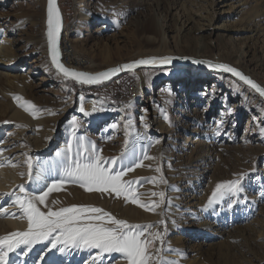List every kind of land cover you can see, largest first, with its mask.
I'll return each mask as SVG.
<instances>
[{"label":"rangeland","instance_id":"1","mask_svg":"<svg viewBox=\"0 0 264 264\" xmlns=\"http://www.w3.org/2000/svg\"><path fill=\"white\" fill-rule=\"evenodd\" d=\"M19 1L25 2L20 6L18 5ZM214 1L93 0L92 3V0H60V6L69 31L73 32L71 37L80 38L75 44L76 47L81 49L82 53L79 55L87 59L89 63L92 60V63L88 64L87 68H84L87 70L103 69L123 61L144 57L150 53L173 54L180 50L189 56V54L196 51L197 44L192 37L193 35L187 34V36H183L184 33L182 31L186 23L188 24V22L195 20L198 13L205 15L212 13V11L219 14L226 12L218 21V24L225 29L230 28L235 31L223 30L221 33L226 32L229 35H224L220 40H216V43L214 42L203 49H199V51L210 57V59H220L229 63L235 60L233 53L242 54L243 62H238L239 66L241 65L242 69L249 71L258 81L264 84V35L259 38L255 35L251 37V33L248 31V29H252L255 20H259L256 14L260 10L259 8H261V11L264 10V0H225L221 7L216 8L214 7ZM82 4L84 5L82 6ZM45 9L46 0H0V22L4 19L2 17L4 16L9 19V22L22 24L20 25L22 31L19 32L23 37H27L30 40L32 47L39 48L38 51L43 52L47 48L46 37L45 39L43 37L42 23ZM89 12L91 13L89 14ZM12 13L14 14L12 15L13 17L10 16ZM260 14V25L263 24L260 28L262 27L261 30L264 33V11ZM113 18L115 21L112 20ZM104 20L109 22V27L117 30L116 35L113 36V32L109 30L106 32L96 31L97 26ZM151 20H154L156 24L164 25L166 29L173 30L172 36L174 37L171 38V35L160 36V32L157 34L153 27H149ZM1 23L0 48H2V45L4 46L3 49L8 46L13 47L14 35L7 32L6 24L8 22ZM153 34L158 36L154 39L148 38V36ZM235 37H238L239 40ZM65 43L63 44L62 42V46ZM62 49L66 51L67 48ZM69 50L74 51L70 45ZM42 55L45 56L44 54ZM46 58H49L48 54L43 59ZM73 63V66H80L76 62ZM186 66L192 67V65ZM23 67L21 65L10 70L13 82H9L7 78L0 80V93L2 94L0 106L6 109V101H10L9 97L11 96L14 99H17V97L24 99L28 104L35 105V115H33L34 110L29 109L30 115L41 119L40 128L49 132L54 128L58 132L63 129L71 130L73 128V115L76 112L74 110L77 108L75 107L73 111L63 115L61 99L63 101L76 100L81 94L102 99L104 103L119 109V113L123 114L125 118L124 123H119L122 127L127 125L125 122L133 121L134 124L138 123L140 121L138 116H140L141 119L146 121L142 122L144 124L143 128L147 131L145 125L150 124L152 118L143 116L140 109L141 105H143L142 102L144 103L148 100V97L155 93L164 81L168 80L164 78L162 79L163 81L157 80L147 84V78L152 79L151 73L148 71L151 68L141 71V73L136 71L124 74L110 83L97 86L78 85L59 74L58 81L53 87V91L56 94L51 92L44 96V93H34L29 86L24 85L23 80L32 76L26 77L27 72ZM50 67L53 68L51 64L46 65L45 69L49 70ZM191 76L192 71L187 69L181 79L186 84L185 89H188L187 93L189 94H187V99L183 100V103L178 104L177 100L173 101L172 98L158 99L156 102L161 119L165 121L169 129L171 128L169 132L173 133V140L169 146V149L171 148L169 157L164 156L163 152L160 151L153 161L152 159L143 161L144 166L149 163V165L151 164L153 167L157 166V168L161 169V172H158L159 175L157 176L156 174L158 180L151 175L150 177H144L146 183H149L152 177L155 178V183H147L148 188L150 184V188H152L149 193L158 192V186L156 187V185L160 183V185L163 184L164 186L165 197L159 217L151 220L145 214L149 215L154 212L146 211L142 208V213L140 214L142 220L139 221V224H153L154 228L151 231L164 233L163 254L166 258L167 256L171 257V260L172 256L174 259H180L178 257L179 254L187 253L191 258L194 255L205 258L207 264H264V102L257 96H252L241 90V97L237 99V102L240 99H245L250 101L252 105H249L250 108L241 114L232 117L222 137H213L212 134L204 133V130L207 129L204 122L206 119L209 121L208 118L212 116L215 119L217 118L223 102L219 105L215 104V111L211 114L208 111L209 102L207 99H200L198 105L192 106V98L194 97L192 94L202 90V87L199 84L192 85ZM212 78V74H206L200 80L209 81V85H212ZM29 79L32 80V78ZM138 85L141 88V92H135L136 95L134 94L133 97L131 87L135 86L136 88ZM175 92L179 94L180 90ZM124 99L130 101L123 105L121 101ZM234 102L235 100H231L227 104L228 108ZM22 103L26 104V102ZM85 112L91 114L82 113L80 116L88 125L89 134L95 135L94 138L97 137L98 139L96 138L93 141L94 138L87 136L82 130L76 131V135H86L85 137L93 141L99 149H102V155L105 158L118 157L122 152L125 153L126 157L125 147L131 144L128 140L127 145H125V141L121 144L115 140L108 141L105 139L111 133V128L106 131L104 127L105 125L109 126L114 121L115 116L107 115V117H103L100 113L91 110H85ZM164 113L168 115L171 123L164 119ZM1 116V119H6L4 113ZM116 119L119 120L117 117ZM190 119L195 120L192 123H196L200 127L198 128L200 130L199 136L203 141L202 145L206 149L207 163L199 168L201 173L198 179H200L191 182L194 196L178 200L176 196L172 195L175 192L173 188H175L174 185L176 184L170 181L169 172L176 170L177 174L180 175L184 183L180 184L181 188L187 184L190 177H196L184 172L187 168L181 165V161L183 162L186 159L182 154V146L187 136L186 133H188L186 130L189 129L188 121ZM74 120L77 122L76 119ZM13 123L15 124L12 125V128L19 127L16 121H13ZM139 125L140 123L137 124L138 132L140 133L141 127ZM22 127L20 128L22 129ZM128 130L130 131V129ZM63 137H52L48 146L49 151H54L55 148L60 146ZM167 158L171 159V161H168ZM127 175L124 178L128 177ZM161 176L167 180V183L160 182ZM237 179L241 182L242 192L239 194V201L231 209L227 208V203L229 202L227 195H225L222 203L207 207L208 200L215 190L206 189L209 180L214 181V185H217L221 182ZM79 188L84 190L81 187ZM181 188L178 186V189ZM187 191L191 192L190 189ZM96 200L87 202L80 192L74 190V196L67 199L71 203L67 205L72 206L77 205L79 202H84L83 204L93 206L91 204H95ZM182 211L186 215H191L187 221L177 220L178 213ZM144 212L145 214H143ZM172 218H176L173 223L171 222ZM162 220L166 222V233L165 225L159 223ZM193 225L197 232L192 230ZM167 245L175 251H169L165 254ZM189 249H191L190 252H188ZM18 260L13 258L11 264H16ZM182 260L186 261H181L182 264H190L191 261L189 257L185 258V256H183Z\"/></svg>","mask_w":264,"mask_h":264},{"label":"bare ground","instance_id":"2","mask_svg":"<svg viewBox=\"0 0 264 264\" xmlns=\"http://www.w3.org/2000/svg\"><path fill=\"white\" fill-rule=\"evenodd\" d=\"M23 3L19 1L18 5L21 6ZM224 3L225 0H215L214 7L215 8L221 7ZM83 5L84 4H82V6ZM259 9L260 10H258L256 14L257 15L256 17L259 18V20H255V24H253L252 29L251 28L248 29V31L251 33V37L255 35L256 37L258 36L259 38L264 35V33L261 30L262 27L260 28V26L263 25V24L260 25L261 24L260 13H262V11L264 10L261 11V8ZM90 13L91 12H89V14ZM224 13L222 12L219 14V13H215L214 11H212V13H208L205 15H203L202 13L201 14L198 13L196 14L197 17L195 20L188 22V24L186 23L182 31L184 33L183 36L185 37L187 36V34L193 35L192 37L197 44L196 51L192 54H189V56H193L199 59H210V57H207L204 54H202L199 51V49H203L208 45L213 44L214 42L216 43V40H220L224 35L228 36L229 33L226 32L221 33L223 30L235 31L230 28L225 29L223 26L218 24V21L222 18ZM12 15L14 14L12 13L10 16ZM2 17L4 19L2 18L3 20L1 22L2 23L8 22V24H6V29L8 33H12L14 35V40H13V47L8 46L6 47V49H3L4 46L2 45L1 46L2 48H0V80L2 78L3 79L7 78L9 82H13V79L11 77L12 74L10 70L15 69L22 65L24 66L23 68L27 72L26 77L32 76L29 77L32 78V80H30L29 78H28L29 81L28 79H26L27 81L25 79L23 80L25 86H29L34 93H44L43 94L44 96L45 94H50L51 92L52 93L54 92L56 94V92L53 91V87L55 83H57L58 81L59 74L57 70L53 69L54 67L53 68L50 67L49 70H46L45 66L50 65L51 61L50 58L43 59L47 56L48 49L45 48L43 52L41 51L42 52L41 53L40 51H38L39 50L38 47H37L38 49L32 47L30 40L27 37H23V35L19 32L22 31L20 27V25L22 24H18L17 22L16 23L9 22L8 18L4 16ZM114 18L112 20L115 21ZM102 22L97 26L96 29L97 32H106L109 30L110 32H113V36L117 34L116 29H114L113 27H109L110 26L109 22L105 20L103 23ZM42 23H43V37L45 39L46 37L45 16ZM149 27H153L157 31V34H159L158 32H160L159 34L160 36L171 35V38L174 37L172 36V34L174 33L173 30L164 28V25L162 24H156L154 20H151L149 22ZM72 35L73 32L71 33L69 31V27L67 26L64 19V30L62 34L63 41L61 40V49L63 48L62 42L64 44V42L68 41L69 45L72 46L73 50L81 54L82 53L81 49L75 46V44L77 43L76 41H78V39L80 38L79 37L72 38L71 37ZM157 36L158 35L153 34L148 36V38L154 39ZM235 38L239 40L238 37ZM42 54H44L45 56H43ZM165 55L188 56L186 55V53L180 50H177L173 54L150 53L146 56H165ZM233 55L235 57V60L230 63L224 62L220 59H210V60L216 62L222 61L223 63L230 64L236 67L237 69L241 70L246 75L257 80L253 74H251L247 70L242 69L241 65L239 66L238 62L239 63L240 61L243 62L242 54L233 53ZM62 60L67 66L76 69L87 68V65L89 64V63H83L81 62V60L71 61L70 53L67 49L66 51L62 49ZM247 61L249 60L247 59ZM73 62L78 63L80 66H73L74 64ZM187 69H190L192 71V76H191V80L193 82L192 85L199 84L200 87H202V90H198V92L192 94V96H194L192 98V104H191L192 106L198 105L200 99H204V100L207 99L209 102L208 111H210L211 114L212 112L215 111L214 109L215 104L219 105L223 102V106L220 108L217 118L215 119L212 116L208 118L209 121L206 119L204 122L205 128H207L204 130V133L212 134L213 137L216 138L222 137L223 132L225 131L226 126H228V123L232 119V117L241 114L243 111L250 108L249 105L250 106L252 105L250 104V101L245 99H240L239 102H237L238 101L237 99L241 97V90L246 91L248 94L252 96L253 95L257 96L259 99H261V101L264 102V98L261 95H259V93H257L250 86L244 84L242 81L238 80L232 75H229L228 73L213 69L201 68L197 66H192L189 68L188 66L186 65L184 66V64L179 63L174 66L157 67V68L152 67L149 70L148 68H145L144 70H137L138 73H141V71H145V70L150 71L149 73H151L152 79L147 78L146 80L147 84H149L150 82H156L157 80L161 81L164 78L168 79L163 82V84L155 93H153L148 97L149 99L145 101L146 103L142 102L143 105H141L140 109L142 111L143 116L148 117L150 119L152 118L151 121L149 120L150 124L147 125V131H145V128H143L144 127L143 122L146 121L144 119H141L140 116H138V118L140 119L138 123L134 124L133 121H131L132 122L131 126H129V128L127 127L126 129V127H122V125H119V123L125 121L123 114L119 113L120 112L119 109H117L114 106H110L107 103H104L102 99L96 97H89V96L87 97V96H83L82 94H81L82 96L80 95L76 100L72 99L69 101H63L61 99L63 106L62 114L64 115L66 113H69L73 111V109H75L76 107L77 109L74 110L76 112L73 115V121L74 119L77 120V125H78L77 131L82 130L83 132H85L87 136L94 138L95 135L89 134L90 131L88 129V125L83 121V118H81L80 115L82 114V112H80L79 109L81 104L83 105L85 110L93 111V108L95 107L97 110L94 112L100 113L101 116L103 117L104 116L107 117V115L115 116L114 121H112L109 126L105 125L104 127L106 131L107 129L111 128V133L109 132L110 134L106 136L105 139H107L108 141L115 140L121 144L125 140H128L131 144H128L125 147V151L127 152L126 157L128 155H131L132 153H135L137 157H140L141 154L144 152H147V154L151 157H155L159 154L160 151L163 152L164 156L169 157L170 156L169 150L171 149V148L169 149V146L173 140L172 139L173 133L169 132L171 128L169 129L165 121L161 119L162 117L158 111L159 109H157L156 102L158 99L161 100L166 98H172L173 101L177 100V103L181 104L183 103V100L187 99L188 89L187 90L185 89L186 84L183 83V81H181ZM89 71H96V70H89ZM206 74H212L213 77L212 85H209V81L200 80L202 76ZM258 82L264 87V84H262L260 81ZM236 85H238V88L236 87ZM133 89H137L136 91L141 92V88L139 87V85L136 88L135 86H133ZM176 90H180V92H178L179 94L175 92ZM1 96L2 94L0 93V97ZM81 97H83L82 100ZM9 99L10 101H6V109L0 106V163L5 164V166L0 167V209L6 208L8 214H15V216L0 212V237H3L15 231H26L28 229L27 220L21 217V210L17 205L13 203L15 197L4 195L5 193H10L13 192L14 190L17 191V194H19L18 186L22 184L25 185L29 191L37 190V185L30 182L27 177V164H26L27 159L29 157L32 159L33 162L32 175L34 177L40 173L41 168L54 169L56 163L63 158L62 155L58 156L57 153H64V151L68 146V143L72 140V131H71L72 129L71 130L63 129L61 132H58L57 129L54 128L51 132H49L48 130H46L47 131L46 132L40 128L41 119L31 116L29 110L27 111L25 110V108L28 106L27 101H24V99H20V100L14 99L12 96L9 97ZM231 100H235V102L231 104L232 106L230 108H228L227 104ZM129 101L127 100L126 103H128ZM22 102H26V104L24 105V103ZM212 103L214 104L211 105ZM195 110H197V108H195ZM3 113L6 115V119H1L2 117L1 115ZM116 117L119 120H117ZM13 121H16V124L19 125L18 128H12V125L15 124L13 123ZM193 121L195 120L190 119V121H188L189 129L186 130L188 133H186L187 136L185 137V142L184 145L182 146L183 150L182 149L180 150L183 151L182 154L184 158H186L183 162L181 161V165L186 166L187 168V170L183 169L184 172H188L192 175H195L196 177L195 178L190 177V179L187 181V184L183 185V187L181 188V185L184 183L182 182V178L180 177V175L177 174L176 170H171L170 172L168 170V172L170 173L169 174L170 181L176 184L174 185L175 188H173L175 192H173L172 195L176 196L178 200H181L183 198H188L193 195L194 191H192L193 186L191 182L200 179V178L198 179V176H200L201 173L199 168L201 165H206L207 163V157H206L207 153L205 151L206 149L204 148L205 146L202 145L203 141L200 139L201 137L199 136L200 130L198 128L200 127L196 123H192ZM126 123L128 124V122H125V124ZM139 123H140L139 126L141 127L140 133L138 132V126H137V124ZM113 124L118 125V127L113 129L111 127V125ZM21 126H23L22 129L20 128ZM6 128L7 130H5ZM128 129H130V131ZM125 131L128 132L127 136H125ZM60 136H64L62 138L61 145L55 148L54 151L53 150L49 151L48 146L50 144V140L52 139V137L58 138ZM96 138H94L93 141ZM156 140H159L160 142L155 143ZM168 161H171V159H168ZM9 162L10 164L16 165V167L8 166ZM156 168L157 166L153 167L151 164L149 165L148 163V165L146 164V166L144 167L136 168L135 171L130 172V174L128 173L127 175L128 177L124 178L125 180L138 181V183L135 184L134 187L137 190V194H142L140 196L142 202H150V201L159 202L160 200L158 196H152L151 193H149V191L151 192L152 189L150 188L151 184L149 186L150 188L149 189L147 186L148 182L146 183V181L144 180L145 176L150 177V175L157 178L159 174L156 171ZM21 173H25V175L22 176ZM58 175L59 173L53 170L51 172V175L47 179V183H51V180L56 178ZM157 186H158L157 193L163 192V187H164L163 184L160 185V183H158L156 187ZM178 186H180L181 189H178ZM215 186L216 185H214V181L209 180L206 189L209 190L210 188L212 189L211 191H213L215 189ZM79 187H80L79 185L67 183L63 186L61 190L53 191L52 193L49 194L48 197L49 206L53 207L54 209H58L60 207H68L67 204H70L71 201H67V199L69 197L74 196V190H77L82 194V196L85 197L87 202L97 199L94 202L95 204H91V205L95 207L103 208L105 211L110 212L118 219H124L132 224H139V221L142 220V218H140V214L142 213L141 210L142 208L139 205L131 203L130 201H126L123 196L116 197L115 193L109 195L107 193L101 194L99 192H86L80 189ZM189 189L191 190V192L187 191ZM53 201H57V203L53 204L52 203ZM83 203L84 202H79L77 203V205L78 206L88 205ZM161 205L159 208L156 209L155 211L156 213L154 212L148 215L145 214L144 212L143 214H145L146 217L151 218V220H154L155 218L159 217L161 213V207H162ZM190 216L191 215H186L185 212L182 211L178 213L177 220L187 221ZM15 217H21V218H15ZM143 219L148 220L147 218H143ZM173 221H176V218H172L171 222L173 223ZM192 230L196 231L194 225L192 226ZM49 248L50 245L47 241L32 245L31 251H27V247L25 245H21L14 252L9 253V257H8L9 264H11L13 258L19 259L16 264H31V262H33V264H127V261L119 253H111V254L102 253L97 249H87V248H83L80 250L72 248L70 250H66L65 253H60L57 252L55 249L49 251ZM169 248L170 246L167 245L165 249V254L169 252ZM26 251H27V255L24 254ZM190 251L191 249L188 250V252ZM183 256H185V258L187 257L190 258L191 260L190 264H207L205 262V258L203 259L199 255H194L191 258L190 255H187V253L183 255L179 254L178 257H180V259H174V257L172 256V260L179 261V264H182V262H186L185 260H182ZM167 258L171 260L170 259L171 257L167 256Z\"/></svg>","mask_w":264,"mask_h":264},{"label":"snow or ice","instance_id":"3","mask_svg":"<svg viewBox=\"0 0 264 264\" xmlns=\"http://www.w3.org/2000/svg\"><path fill=\"white\" fill-rule=\"evenodd\" d=\"M61 26L62 17L57 0H48L47 39L51 63L63 78H71L80 84H100L122 71H131L141 65H168L173 59L172 57L140 59L96 74L77 71L61 63L58 47ZM0 35H2V30H0ZM194 63H206L212 69L231 73L264 96V87L235 67L227 64H213L210 61L197 60ZM236 87L238 88V85ZM17 99L20 98L17 97ZM82 99L83 97H81ZM29 109L34 110L33 115H35V105L29 103L25 110ZM79 110L86 115L91 114L85 112L82 104ZM96 110L94 107L93 111ZM164 119L171 123L166 113H164ZM131 123V121L128 122L125 126L126 129L131 126ZM111 127L115 129L118 125L113 124ZM77 128V122L74 120L72 140L68 143L64 153H57L63 158L56 163L54 169L41 168L40 173L34 177L32 175V159L30 157L27 159V177L30 182L37 185V190L29 191L22 184L18 186L19 194L15 190L4 194L15 197L13 203L21 210V217L27 220L28 229L0 237V264H9V253L14 252L21 245H25L27 251H31L32 245L44 241L49 243V251L55 249L60 253H65L66 250L72 248L78 250L87 248L97 249L102 253H119L127 261V264H179V261L169 260L163 254L164 233L151 231L154 228L153 224H132L95 206L72 205L58 209L49 206V194L61 190L67 183L79 185L88 192L95 191L109 195L115 193L116 197L123 196L126 201L139 205L146 211L155 212L164 203V192L151 193L152 196L160 198L159 202H142L140 198L142 194H137L134 187L138 181L123 179L136 168L143 167L144 160L154 159V157L149 156L147 152L142 153L140 157H137L135 153L125 157V153L122 152L118 157L105 158L102 155V149H99L93 141L85 136L76 135ZM127 135L128 132L125 131V136ZM159 142V140L155 141V143ZM125 145H127V140H125ZM3 166L5 164L0 163V167ZM8 166L16 167L10 162ZM53 170L57 171L59 175L52 179L51 183H47ZM156 171L161 172V169L158 167ZM21 175L23 176L25 173H21ZM154 180L155 178H151L150 182H154ZM160 182L167 183V180L161 176ZM240 183L239 179L218 183L208 200L207 207L222 203L227 195L229 197L227 208L231 209L239 201V194L242 192ZM52 203L55 204L57 201ZM0 212L8 214L6 208L0 209ZM8 215L15 216V214ZM159 223L165 225L166 233V222L162 220ZM27 251L24 253L25 255H27ZM169 251L175 250L169 248Z\"/></svg>","mask_w":264,"mask_h":264},{"label":"water","instance_id":"4","mask_svg":"<svg viewBox=\"0 0 264 264\" xmlns=\"http://www.w3.org/2000/svg\"><path fill=\"white\" fill-rule=\"evenodd\" d=\"M57 5L59 7V11L61 13V17H62V26H61V30H60V33H59V43H58V47H59V51H60V60H61V63H63L65 66H67L63 60H62V49H61V40H62V34H63V30H64V15H63V11L61 9V6H60V0H57ZM47 8H48V0H46V9H45V35H46V39H47ZM47 49H48V55H49V58H50V61H51V56H50V49H49V44H48V39H47ZM151 57H157V58H161V57H172V61L170 64L168 65H155V66H152V65H141V66H138L136 67L134 70H125V71H122L116 75H114L111 79L109 80H106V81H103L102 83L100 84H91V85H88V84H80L78 82H76L75 80L69 78L68 80H71L73 82H75L76 84L78 85H84V86H97V85H103V84H107V83H110L112 81H114L115 79L119 78L120 76L124 75V74H128V73H132V72H136L137 70H141V69H145V68H152V67H166V66H174L176 64H184V65H192V66H197V67H201V68H207V69H212L208 66V64H197V63H194V61H210L212 62L213 64H227V63H223V62H216V61H213V60H210V59H199V58H196V57H193V56H178V55H165V56H144V57H139L137 59H133V60H128V61H123V62H120L116 65H113V66H109V67H106V68H103V69H100V70H96V71H89V70H84V69H76V68H73V67H70V68H73V69H76L77 71H81V72H87V73H91V74H96V73H99V72H102V71H105L109 68H114V67H118V66H121V65H124V64H128V63H131V62H134V61H138L140 59H146V58H151ZM52 64V63H51ZM229 66H232L230 64H227ZM54 67V65H53ZM69 67V66H67ZM234 67V66H232ZM236 68V67H235ZM55 69V67H54ZM237 69V68H236ZM56 70V69H55ZM213 70H217V71H221V70H218V69H213ZM239 70V69H238ZM241 71V70H239ZM223 72V71H221ZM242 72V71H241ZM226 73V72H225ZM229 75H232L231 73H228ZM245 74V73H244ZM61 75V74H60ZM246 75V74H245ZM233 76V75H232ZM248 76V75H246ZM235 77V76H233ZM250 77V76H248ZM239 80L238 77H235ZM253 81H255L256 83L260 84L259 82H257L255 79H253L252 77H250ZM261 85V84H260ZM262 86V85H261ZM263 87V86H262ZM258 93V92H257ZM261 95V94H259ZM262 96V95H261ZM264 98V96H262Z\"/></svg>","mask_w":264,"mask_h":264},{"label":"built area","instance_id":"5","mask_svg":"<svg viewBox=\"0 0 264 264\" xmlns=\"http://www.w3.org/2000/svg\"><path fill=\"white\" fill-rule=\"evenodd\" d=\"M63 48H67L68 49V51H69V53H70V60L71 61H73V60H81V62H83V63H89L88 62V60H86L84 57H81V55H79V53L77 52V51H70L69 50V45H68V41L65 43V45L63 46ZM75 53V54H74ZM89 64H91V63H89ZM84 86V85H83ZM137 89H133V86L131 87V92L133 93V96H134V94H135V92H137L136 91ZM136 95V94H135ZM128 99H124L123 101H121V103L124 105V104H126V101H127Z\"/></svg>","mask_w":264,"mask_h":264},{"label":"trees","instance_id":"6","mask_svg":"<svg viewBox=\"0 0 264 264\" xmlns=\"http://www.w3.org/2000/svg\"><path fill=\"white\" fill-rule=\"evenodd\" d=\"M73 82V81H72Z\"/></svg>","mask_w":264,"mask_h":264}]
</instances>
